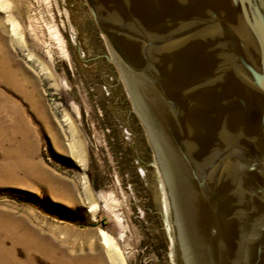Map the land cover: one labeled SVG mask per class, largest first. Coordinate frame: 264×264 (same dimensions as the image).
I'll list each match as a JSON object with an SVG mask.
<instances>
[{
	"label": "rangeland",
	"instance_id": "rangeland-1",
	"mask_svg": "<svg viewBox=\"0 0 264 264\" xmlns=\"http://www.w3.org/2000/svg\"><path fill=\"white\" fill-rule=\"evenodd\" d=\"M0 1V245L24 264H170L165 187L86 1Z\"/></svg>",
	"mask_w": 264,
	"mask_h": 264
},
{
	"label": "water",
	"instance_id": "water-1",
	"mask_svg": "<svg viewBox=\"0 0 264 264\" xmlns=\"http://www.w3.org/2000/svg\"><path fill=\"white\" fill-rule=\"evenodd\" d=\"M146 134L170 264H264L260 0H85Z\"/></svg>",
	"mask_w": 264,
	"mask_h": 264
},
{
	"label": "bare ground",
	"instance_id": "bare-ground-1",
	"mask_svg": "<svg viewBox=\"0 0 264 264\" xmlns=\"http://www.w3.org/2000/svg\"><path fill=\"white\" fill-rule=\"evenodd\" d=\"M0 7L3 8V3H1L0 1ZM11 33L14 34V35H17L18 34V29L15 27L14 25V22L11 20ZM1 35H0V43H2V40H1ZM2 46V45H1ZM1 60V59H0ZM28 96V95H27ZM2 117V115H0V118ZM11 130V129H10ZM17 130V129H16ZM4 130L2 128H0V133H3ZM30 133V132H29ZM18 134V133H17ZM7 134L3 135V136H6ZM5 138V137H4ZM11 138V137H10ZM8 140V139H7ZM26 141V140H25ZM21 142V141H20ZM19 142V143H20ZM59 145V143H57ZM73 149H75V151L77 152V155L81 157V154L83 153V148H82V145L81 143H79L78 141L77 142H73ZM72 147V146H71ZM74 152V151H73ZM75 156V155H74ZM79 158V157H78ZM82 159V157H81ZM80 160V159H79ZM42 168H40L41 170ZM42 171V170H41ZM46 172V171H45ZM101 236H102V240H103V243L107 246V247H110V246H113L114 248V244L113 242L111 241V239L103 232H101ZM117 249V248H116ZM0 264H24L20 261H18L17 259H15L12 254H10V252L6 251L3 249V246L0 245ZM73 264H79L78 262H74Z\"/></svg>",
	"mask_w": 264,
	"mask_h": 264
},
{
	"label": "flooded vegetation",
	"instance_id": "flooded-vegetation-1",
	"mask_svg": "<svg viewBox=\"0 0 264 264\" xmlns=\"http://www.w3.org/2000/svg\"><path fill=\"white\" fill-rule=\"evenodd\" d=\"M91 14V13H90ZM91 17H92V15H91ZM92 20H93V18H92ZM93 22H94V20H93ZM94 24H95V22H94ZM95 26H96V24H95ZM96 28H97V26H96ZM98 29V28H97ZM106 47H107V45H106ZM108 48V47H107ZM108 52H109V49H108ZM109 54H110V52H109ZM110 56H111V54H110ZM111 59H112V57H111ZM112 61H113V59H112ZM114 63V62H113Z\"/></svg>",
	"mask_w": 264,
	"mask_h": 264
}]
</instances>
